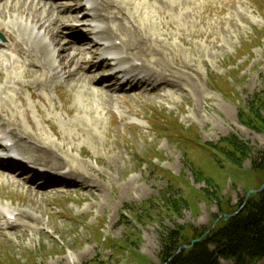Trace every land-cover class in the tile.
Wrapping results in <instances>:
<instances>
[{
    "label": "rangeland",
    "instance_id": "obj_1",
    "mask_svg": "<svg viewBox=\"0 0 264 264\" xmlns=\"http://www.w3.org/2000/svg\"><path fill=\"white\" fill-rule=\"evenodd\" d=\"M30 1L0 2L4 45L13 32L25 50H36L33 61L0 49V107L7 102L4 118L22 127L11 139H25L26 133L39 138L34 148H44L42 162L80 185L43 192L28 170L13 174L16 182L0 171V211L18 215L12 229L5 230L8 220L0 221V264H163V236L182 227L188 235L193 228L209 230L222 210L237 209L248 191L261 186L264 175L252 167L264 154V131L245 124L244 117L255 95L264 106V0H106L111 16L99 24L111 21L117 37L100 44L115 47L113 58L129 61L106 72L73 59L54 80L52 72H26L32 62L47 72L44 53L53 41L46 30L54 34L60 27V18L42 8L49 0ZM97 2L101 9L102 0ZM70 3L82 0L52 4L63 9ZM80 11L96 19L88 8ZM35 16L42 29L30 22ZM63 28L65 35L78 32L76 26ZM58 35L57 43L64 41ZM123 44L129 47L119 49ZM93 52L97 63L106 56ZM72 53L62 59L71 61ZM140 63L173 87L132 92L114 85L115 70ZM53 64L64 66L56 58ZM92 77L119 90L117 98L96 92ZM44 78L50 84L37 85ZM233 136L252 151L240 168L216 149ZM174 202L181 203L180 213L169 209Z\"/></svg>",
    "mask_w": 264,
    "mask_h": 264
},
{
    "label": "trees",
    "instance_id": "obj_2",
    "mask_svg": "<svg viewBox=\"0 0 264 264\" xmlns=\"http://www.w3.org/2000/svg\"><path fill=\"white\" fill-rule=\"evenodd\" d=\"M263 109V102L255 95L249 102V110L244 117L245 124L255 130L264 131ZM225 143V147L216 149L226 156L225 160L239 165L240 168V163L252 152L249 144L239 141L235 136L227 139ZM252 168L258 174L264 175V154L254 158ZM210 182L207 181V184L211 185ZM263 184L264 178L261 186ZM241 205H244L242 210L233 215ZM241 205L232 211L222 210L220 215L233 216H223L216 227L212 230L210 228L209 234L190 249L178 253L182 246L190 245L193 240L209 231L208 229L193 228V234L188 235V228L182 227L163 236V264H221L220 258L233 260L236 264H259L264 260V191L252 195ZM180 207L181 203L174 202L170 204L169 209L176 214L180 213ZM218 218L219 216L216 219Z\"/></svg>",
    "mask_w": 264,
    "mask_h": 264
},
{
    "label": "bare ground",
    "instance_id": "obj_3",
    "mask_svg": "<svg viewBox=\"0 0 264 264\" xmlns=\"http://www.w3.org/2000/svg\"><path fill=\"white\" fill-rule=\"evenodd\" d=\"M1 1H3V0H0V2ZM25 1L28 3V0H24L23 3H25ZM72 1H74V0H71V2ZM91 1L92 2H91L90 10L93 11L96 14L97 18L99 20H101L102 22L108 21V19H110L111 14L109 15V11H107V10H109L111 8H109V7L106 6V0H102L101 5L103 4V6H102L101 9L104 8V11L105 12H108L107 14H103L104 12H102V10L100 9L97 0H91ZM30 2L32 4H35V2H37V0H31ZM70 4L71 5H69L68 7H65L62 11H60L59 9H57L56 7H54L53 5H50L49 8H47L46 6H43L42 7L43 9L45 8L46 10H48L56 18H60V19L64 20V21H61L60 19L57 20L58 21V24H60V27L57 26L58 28L56 30V33L51 34V33H49L50 31H48V29L46 30L51 35V38L52 37L54 38V39L52 38L53 45L55 47L59 48V50L57 51V53H54L53 54L52 58L49 56L50 55V52H48V54L47 53H44L45 56H46V61H45V66H44L45 67V70L47 72L53 71V72H55L54 75H58L57 70H56L57 69L56 66L53 65V63H51V61L53 59H55V58L56 59H60L61 61H63V64H64V69L63 70H67V69L70 68L69 65H72V60L73 59H75L81 66L82 65H88V66H91L93 68H97L100 65V66H104L105 69H110L111 68L110 67L111 60H113V59H110L109 57H106V58H104V59L101 60V64H98L95 61L96 58H97V53L93 52V49H101V46L100 45H96L95 47H91L90 41H88V38L83 33L80 34V35L72 34L71 36L64 35V33H63V27H65L68 24L75 23V24L78 25V29L80 31H84L83 29H86L89 34H92V35L98 37L101 41H107L109 39H113V38L117 37V35L115 34V32L113 31V29L110 26H107V27L103 28L102 30H98V31L95 30L94 27L97 24H95V26H94V25L89 24L87 22L90 19V17H88L87 15H84L83 17H80L79 16L80 10L84 9V7L82 5H80V6L79 5H75L74 3L73 4L70 3ZM138 6H140V5H138ZM123 7H125V5ZM126 8H128V7H126ZM120 10H122V9L120 8ZM126 11H128V10L126 9ZM112 13H115V12H112ZM118 13H119V11H118ZM2 18L5 19L6 17L4 16ZM111 19H112V17H111ZM40 20H41V17L39 18L38 16L32 17V19H30V21L32 23H36L37 26H38V28L41 29L43 27V25H41L39 23ZM60 33L64 37V41L65 42L62 40V42L60 41V42L57 43V41H59V40H55V39L58 38V36H59L58 34H60ZM7 37H8V39H9L10 42H14L15 39H16V36H15L14 33L7 34ZM56 43H57V45L59 44V46H56ZM125 46L126 47H129V44H123V46L121 45L118 48L121 49V50H124L126 48ZM10 47L13 48V50L16 51V52H18V53L22 51V48L19 45H16V46L10 45ZM111 49H112V47L108 46L107 48H102V52L106 53V52H108ZM116 49H117V47H116ZM67 50L68 51L71 50V52H73L72 54H70L71 61L70 60H67V57H65L66 60L62 59L63 54H65V52ZM89 52H91V53H89ZM68 55H69V53H68ZM87 55H89L88 58L86 57ZM82 58H84V61H82ZM129 58H130L129 56L128 57H120L117 60L119 62H124V61L129 60ZM68 63H69V65H68ZM0 66H1V62H0ZM140 68H141L142 71H144V72H146L148 74V77L141 76V78L138 81H136L137 80L136 78H138V75H131L129 77H126V83H129L130 85H133L132 86V89L133 90H137L138 84L140 83L139 81H144V80H145V83H144L145 85L146 84H149V82L152 81V82H158L160 84V86H163L165 88H167V87H173L172 85H174V83L172 84L170 82L168 84V81L169 80L166 77L161 78V77L157 76L156 73H152V72L150 73V72H148L147 71L148 68L146 67V65L141 64ZM134 69H136V68H134ZM138 69L139 68H137L136 70H131V73H135V71H137ZM84 71L85 72L86 71L87 72H90L91 70L90 69H85ZM26 72H30V73H33V74L35 72H37V73L42 74L44 76L46 75L41 68H37L36 71H34L32 69H28ZM124 73H125V70H116L112 75H113V78L117 79V78H121V76ZM0 76H3V73L1 71H0ZM123 78L124 77H122V79ZM44 79L45 80H43V81L41 80L40 83L37 84V85H40L42 83H44V84H50L51 80L49 78H44ZM90 82L92 83V85L94 86V88H97L98 89V90H96V92L101 93V94L103 92L104 93L106 92L108 94H111L112 97L117 98L116 96H114L115 94H112V93H114L112 88H110V87H101V85H99L98 83H95L94 82L93 77L90 78ZM93 83H95V84H93ZM97 85H99L100 87L98 88ZM114 91H117V90H114ZM3 112L4 113L6 112L5 111V108L0 107V116H2ZM14 122H13V125L15 126V123ZM31 124H32V121H31ZM16 130H18V129L15 127L12 131H16ZM26 135L29 136V137H27V139H31V140L35 141L36 143L37 142H40L39 141V138H36V137H33L32 138V136L30 135V133L29 134L26 133ZM2 138L4 139L3 141L6 144H8L9 142H12V140L9 139L6 134H2ZM12 147H13V149H16L17 150V154L14 157L13 156L10 157V160H9L10 162L4 163L2 160H0V171H3L4 174L7 173V174H12L13 175L12 172H14V170H13L14 165H18V167L22 171V170L26 169V167L29 164H32L34 167L37 166V167H43L44 168V170H41L40 172L39 171L38 172L35 171V173H34L35 176H42V180L41 181H42V188L44 190L43 192L46 191V189H44V188L53 189V190H55V189H57L59 187L75 188V189L78 188L80 182H77V180L74 179L71 175L70 176L72 178L69 176V174H67L63 170H58L59 168L54 169L55 167L54 168H51L48 164L42 162L43 161L42 159H44L43 154H46V153H44V148H42V149H35L34 148L35 145H26V143H24L23 141H16L15 144ZM38 150H42V152L41 151H38ZM34 155L40 156V157L37 156L38 157L37 159L39 161L36 158L33 157ZM55 161H58V159L55 160ZM59 163H60V161H59ZM61 165L62 164H60V167H61ZM57 167H59V166H57ZM8 181L9 182H16L17 180H15V178L13 176H10V178H8ZM62 183H64V185H61ZM82 186L85 187L84 189H86L88 187L86 185H82ZM29 192H30V190H29ZM26 214H27L26 212H23L21 214V216H23L24 218H26V217H28ZM7 215L8 216H15L16 214L14 213V211H12L10 209H5L4 212L0 214V221L6 220L7 219ZM16 220H17V218L15 219V221ZM10 224H11V226H9ZM13 224L14 223L8 222L7 223L8 226L6 227L5 230L10 229V228L12 229V228L16 227Z\"/></svg>",
    "mask_w": 264,
    "mask_h": 264
},
{
    "label": "water",
    "instance_id": "obj_4",
    "mask_svg": "<svg viewBox=\"0 0 264 264\" xmlns=\"http://www.w3.org/2000/svg\"><path fill=\"white\" fill-rule=\"evenodd\" d=\"M263 190H264V185L259 190H254V191L249 192L248 196H250L251 194H254V193L262 192ZM200 240L201 239H196L190 245H185V246L181 247L179 249L178 253L181 252V251H183V250H187V249L193 247L194 244L197 243V242H199Z\"/></svg>",
    "mask_w": 264,
    "mask_h": 264
}]
</instances>
